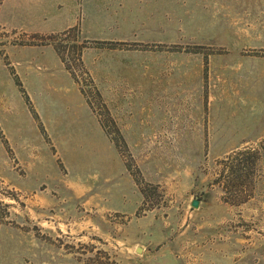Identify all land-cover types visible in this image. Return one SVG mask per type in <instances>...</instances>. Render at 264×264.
<instances>
[{"label": "rangeland", "instance_id": "obj_1", "mask_svg": "<svg viewBox=\"0 0 264 264\" xmlns=\"http://www.w3.org/2000/svg\"><path fill=\"white\" fill-rule=\"evenodd\" d=\"M0 264H264V0H0Z\"/></svg>", "mask_w": 264, "mask_h": 264}, {"label": "water", "instance_id": "obj_2", "mask_svg": "<svg viewBox=\"0 0 264 264\" xmlns=\"http://www.w3.org/2000/svg\"><path fill=\"white\" fill-rule=\"evenodd\" d=\"M198 205H199V201H198L197 199H196V200H193L192 203H191V206H192L193 208H197ZM138 251H139V250H138Z\"/></svg>", "mask_w": 264, "mask_h": 264}]
</instances>
